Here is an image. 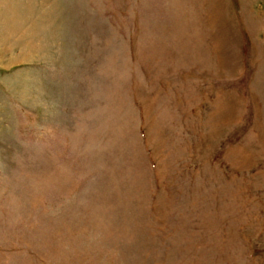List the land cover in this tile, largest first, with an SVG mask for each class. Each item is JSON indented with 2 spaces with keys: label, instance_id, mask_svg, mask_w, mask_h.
I'll return each instance as SVG.
<instances>
[{
  "label": "rangeland",
  "instance_id": "1",
  "mask_svg": "<svg viewBox=\"0 0 264 264\" xmlns=\"http://www.w3.org/2000/svg\"><path fill=\"white\" fill-rule=\"evenodd\" d=\"M0 264H264V0H0Z\"/></svg>",
  "mask_w": 264,
  "mask_h": 264
}]
</instances>
